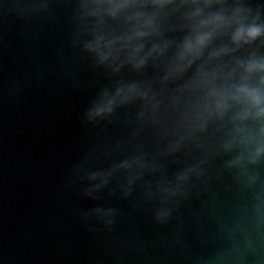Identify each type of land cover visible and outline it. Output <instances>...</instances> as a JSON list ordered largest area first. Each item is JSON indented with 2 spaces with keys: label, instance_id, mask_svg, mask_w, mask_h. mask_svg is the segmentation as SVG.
I'll return each mask as SVG.
<instances>
[{
  "label": "clouds",
  "instance_id": "clouds-1",
  "mask_svg": "<svg viewBox=\"0 0 264 264\" xmlns=\"http://www.w3.org/2000/svg\"><path fill=\"white\" fill-rule=\"evenodd\" d=\"M210 23H213V24H216V25H219V24H222L224 23L223 19L219 16H216L212 19V21H210ZM261 31L262 29L258 26H251L247 29H244V28H239L233 39L236 40V41H239L241 39H244L245 37H247L249 40L251 39H255L257 38L259 35H261ZM210 37V34L209 35H204V36H201L198 38L197 40V44L198 45H203L205 43V41H207ZM190 47V46H189ZM257 65L256 64H250L248 66V71H252L254 68H256ZM260 67H264V65H260ZM239 92L249 96L254 102L258 103L259 100H258V97L256 96L255 92H249L248 89L246 88H241V89H238ZM111 103V102H109ZM106 109H98L97 110V114H99L100 112L102 111H105ZM107 110H110L107 109Z\"/></svg>",
  "mask_w": 264,
  "mask_h": 264
}]
</instances>
